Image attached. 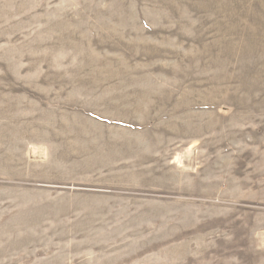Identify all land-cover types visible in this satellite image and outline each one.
Here are the masks:
<instances>
[{"label": "rangeland", "instance_id": "1", "mask_svg": "<svg viewBox=\"0 0 264 264\" xmlns=\"http://www.w3.org/2000/svg\"><path fill=\"white\" fill-rule=\"evenodd\" d=\"M0 264H264V0H0Z\"/></svg>", "mask_w": 264, "mask_h": 264}]
</instances>
